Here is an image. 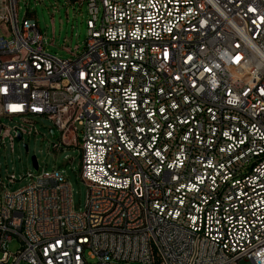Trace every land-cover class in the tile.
Segmentation results:
<instances>
[{
	"label": "built area",
	"instance_id": "2783aa9c",
	"mask_svg": "<svg viewBox=\"0 0 264 264\" xmlns=\"http://www.w3.org/2000/svg\"><path fill=\"white\" fill-rule=\"evenodd\" d=\"M83 3L60 58L0 0V148L46 118L87 185L76 210L58 168L12 192L0 164V264H264V0Z\"/></svg>",
	"mask_w": 264,
	"mask_h": 264
},
{
	"label": "rangeland",
	"instance_id": "374dc122",
	"mask_svg": "<svg viewBox=\"0 0 264 264\" xmlns=\"http://www.w3.org/2000/svg\"><path fill=\"white\" fill-rule=\"evenodd\" d=\"M80 1L78 0L75 4L71 0H18L17 8L20 20L27 12L37 19L39 28L48 38L45 46L49 53L60 58H69L72 52H80L83 49L88 36L87 3L81 5ZM2 121L12 129V135L14 127L21 122L17 117L5 118ZM37 121L35 125L37 133L26 135L23 139L15 138L13 144L8 137L5 146L0 148V164L4 181H8L11 174H15V183H8L7 186L12 191H16L28 183V179L25 178L27 173L37 174L42 169L51 170L56 167L71 183L76 210H83L87 185L80 177V148L66 146L61 150L54 149V144L58 143L59 139H55L51 133V121L46 118H39ZM33 156H36L39 167L34 166ZM20 247L21 241L17 237H14L8 245V249L12 252H16Z\"/></svg>",
	"mask_w": 264,
	"mask_h": 264
},
{
	"label": "bare ground",
	"instance_id": "6f19581e",
	"mask_svg": "<svg viewBox=\"0 0 264 264\" xmlns=\"http://www.w3.org/2000/svg\"><path fill=\"white\" fill-rule=\"evenodd\" d=\"M5 118L12 119V116L10 113H0V121H2V119H5ZM3 128H8V127L5 124H3ZM2 137H3V146H5L6 138L9 137L11 139V131H9V129H2ZM4 179H3V184L7 186L8 183H15L16 176L11 175L8 178V181H6L7 183L4 181ZM23 187H25V185ZM27 189H28V192H37V184H35L34 182H28ZM12 192H19V189L16 191H12ZM27 218H34V210H27Z\"/></svg>",
	"mask_w": 264,
	"mask_h": 264
},
{
	"label": "water",
	"instance_id": "95a60500",
	"mask_svg": "<svg viewBox=\"0 0 264 264\" xmlns=\"http://www.w3.org/2000/svg\"><path fill=\"white\" fill-rule=\"evenodd\" d=\"M51 133H52V135H53L54 137H56V132H55V129H54V128L51 129ZM19 138H20V137H19ZM26 147H27V146H26ZM32 159H33L34 166H35V167H38V163H37V158H36V156H33Z\"/></svg>",
	"mask_w": 264,
	"mask_h": 264
},
{
	"label": "crops",
	"instance_id": "0c3cea01",
	"mask_svg": "<svg viewBox=\"0 0 264 264\" xmlns=\"http://www.w3.org/2000/svg\"><path fill=\"white\" fill-rule=\"evenodd\" d=\"M31 15V14H30ZM31 16H33V15H31Z\"/></svg>",
	"mask_w": 264,
	"mask_h": 264
}]
</instances>
